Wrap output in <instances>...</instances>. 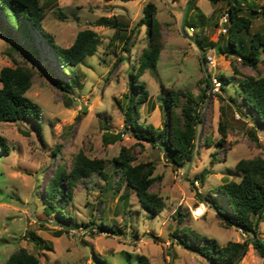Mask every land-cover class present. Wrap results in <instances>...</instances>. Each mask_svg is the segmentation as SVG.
<instances>
[{"label": "rangeland", "instance_id": "rangeland-1", "mask_svg": "<svg viewBox=\"0 0 264 264\" xmlns=\"http://www.w3.org/2000/svg\"><path fill=\"white\" fill-rule=\"evenodd\" d=\"M189 1L40 0L45 13L43 27L61 47L71 46L76 34L85 29L100 38L93 56L64 71L40 37L33 34L30 42L24 41L18 29L12 30L0 15V69L13 66V58L31 65L35 75L27 96L42 111L41 139L36 137L31 121L0 122V135L10 149L8 156L0 155V264L20 249L41 264H97L98 258L109 264H136L141 256L147 264H211L179 244L176 232L187 235L184 239L192 238L193 232L214 239L220 246L246 242L245 255L233 264H264L252 249L251 235H242L234 226L226 227L215 209L200 203L197 196H207L225 182L239 181L241 173L235 168L239 160L264 159V128L243 106L238 85L247 76L263 74L264 54L253 70L238 58L212 48L213 43L228 51L229 21L226 32L219 31L228 0H195L187 16L194 32L183 24ZM237 1L243 16L251 21L248 34H244L248 43L254 33H264V0ZM146 3L156 6L162 49L155 74L146 72L139 79L149 94V100L138 108L141 123L163 127L162 98L167 90L196 96L207 94L204 79L210 76L229 80L219 94L207 95L198 109L200 123L194 126L193 156L181 167L171 163L159 147L138 142L129 132L119 134L113 144L103 143L105 134L116 135L123 130L128 73L149 41L145 26L135 28ZM103 20L117 21L120 29L104 26ZM130 35L129 51L125 52L123 42ZM195 35L206 49V63L192 40ZM32 47L37 50V60L31 59ZM208 56L215 61L213 71ZM69 75L78 84L61 91L54 80L66 81ZM220 122L227 127L221 145L217 144ZM123 148L134 158V165L150 164L154 168L152 176L157 180L151 192L163 200L160 213L150 216L140 207L134 190L122 181L116 188L119 176L112 159ZM80 151L105 162L104 177L84 179L75 185L72 201L62 210L73 219L69 222L47 208L44 189L53 171L58 166L69 171ZM213 155L218 162L210 167ZM205 169L211 173L200 183L195 177ZM29 232L47 248L36 247L26 237ZM258 237L264 240V222L259 224Z\"/></svg>", "mask_w": 264, "mask_h": 264}, {"label": "trees", "instance_id": "trees-1", "mask_svg": "<svg viewBox=\"0 0 264 264\" xmlns=\"http://www.w3.org/2000/svg\"><path fill=\"white\" fill-rule=\"evenodd\" d=\"M109 2L112 0H104ZM130 2L135 0H118ZM195 0L189 1L183 17L184 27H189L193 32L194 28L188 26L187 16ZM215 2L216 0H210ZM156 6L153 3H146L142 8V17L135 28L145 26L149 35L147 47L138 57L137 65L128 73L126 104L124 109V125L121 133L103 136V143L113 144L119 139V134L131 133L138 142H146L159 147L176 166H183L191 160L195 148L196 123H200L198 109L206 98V92L193 96L190 93H176L167 90V95L162 98V110L165 114V121L161 129L155 128L152 124H143L139 121L138 108L149 100L146 86L139 82L141 76L146 72L155 74L157 62L161 53V38L159 35V24L155 18ZM264 13V6L261 7ZM256 12V11H252ZM242 5L237 0H228V21L227 49L225 51L220 45L211 44L212 48L226 56L235 57L247 67L256 70L260 55L264 54V33H254L248 43L244 34H248L251 21L243 16ZM0 15L14 30L18 29L19 36L26 42H30L33 34L40 37L51 50L59 68L64 71L66 67H76L84 58L93 56L100 44L99 36L90 29L79 31L71 46L64 48L58 45L50 33L43 27L45 18L44 5L40 0H0ZM104 26L119 30L117 21H101ZM25 34H23L22 32ZM198 49L206 51L202 41L197 35L192 38ZM131 35L123 42V50L129 51ZM31 59L37 60V50L30 49ZM11 58H13L10 55ZM121 60V59H118ZM204 62L206 59L204 56ZM13 66H5L0 69V122H14L20 120L31 121L35 135L42 138V111L40 106L27 96L33 77L34 68L26 61L12 59ZM221 90L228 79L219 77ZM206 91L209 89V80L204 79ZM55 86L61 91L67 92V88L77 85L74 76L69 75L66 81L54 80ZM241 90V101L245 108L251 110L257 117L258 124L264 128V72L260 77L247 76L239 81ZM180 109V114L177 110ZM226 125L219 123V134L221 139L217 144H223L226 138ZM207 145H210L209 142ZM10 149L6 139L0 135V155L6 157ZM134 158L129 155L126 149H121L119 155L112 159L115 172L118 174L116 188L122 181L128 188L134 190L140 207L150 216L160 213L164 207L162 198L151 192V187L157 180L153 177L154 168L150 164H133ZM218 160L215 155L210 160L212 167ZM105 162L100 159H90L82 151L74 158L69 171L58 166L49 179L44 189V202L47 208L57 211L60 218L73 219L66 216L62 211L73 199L75 185L84 179L93 177H104ZM235 168L241 173L239 181H229L217 186L207 196L197 194L200 203L206 202L214 208L224 225L234 226L243 234L255 237L251 238V246L255 254L264 260V240L258 237L259 224L264 222V159L256 157L253 159L239 160ZM211 169H205L196 175V180L204 182ZM221 202V203H220ZM222 206V209L220 207ZM102 229L105 226L102 224ZM78 228V227H77ZM184 233V232H183ZM192 233V238L184 239L187 235L174 233L179 244L198 253L207 259L211 264H233L237 263L246 252L247 243L228 242L220 246L214 239L202 238ZM36 247L46 249L47 247L39 237L33 233H27ZM190 240H193L191 242ZM204 242V244H203ZM97 264H109L105 259H97ZM147 259L139 257L136 264H147ZM5 264H41L38 258L29 254L26 250L20 249L12 253Z\"/></svg>", "mask_w": 264, "mask_h": 264}, {"label": "built area", "instance_id": "built-area-1", "mask_svg": "<svg viewBox=\"0 0 264 264\" xmlns=\"http://www.w3.org/2000/svg\"><path fill=\"white\" fill-rule=\"evenodd\" d=\"M227 25H228V14L224 13L223 16L220 19V23L219 26L220 28V32L221 33H225L227 30ZM208 60V65L211 71H213L215 69V61L213 59V57L208 56L207 57ZM212 74V73H211ZM221 91V82L219 80H217L215 77L210 76L209 79V89L207 90V95H216L219 94ZM244 235V234H242Z\"/></svg>", "mask_w": 264, "mask_h": 264}, {"label": "water", "instance_id": "water-1", "mask_svg": "<svg viewBox=\"0 0 264 264\" xmlns=\"http://www.w3.org/2000/svg\"><path fill=\"white\" fill-rule=\"evenodd\" d=\"M183 16H184V14H183ZM201 56H202V61L204 63V53H203V51H201ZM206 74H207V72H206ZM252 240H255V237L254 236L252 237Z\"/></svg>", "mask_w": 264, "mask_h": 264}]
</instances>
